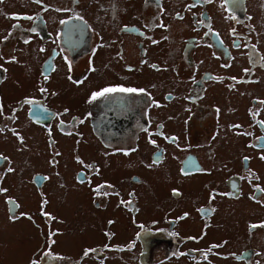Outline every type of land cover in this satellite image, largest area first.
Returning a JSON list of instances; mask_svg holds the SVG:
<instances>
[{"label": "flooded vegetation", "instance_id": "flooded-vegetation-1", "mask_svg": "<svg viewBox=\"0 0 264 264\" xmlns=\"http://www.w3.org/2000/svg\"><path fill=\"white\" fill-rule=\"evenodd\" d=\"M118 87L138 91L92 99ZM0 106V143L70 140V191L93 211L88 225L102 223V239L59 250L66 218L25 208L8 179L27 164L0 148V208L41 237L28 261L264 264V0H0ZM140 139L155 144L152 165H165L168 200L159 181H131L141 173L122 176L126 161L112 157L128 160ZM91 140L109 162L81 150ZM38 174L44 210L48 177ZM144 187L156 209L129 197Z\"/></svg>", "mask_w": 264, "mask_h": 264}, {"label": "rangeland", "instance_id": "rangeland-1", "mask_svg": "<svg viewBox=\"0 0 264 264\" xmlns=\"http://www.w3.org/2000/svg\"><path fill=\"white\" fill-rule=\"evenodd\" d=\"M158 107L159 111H155V113L161 118L163 117L164 108L160 106ZM33 131H39V129L33 128ZM56 133L57 132H55V134ZM44 135L41 138L29 137L27 140V150H24L21 143H19L18 140L14 138L7 139L3 143H0V148L5 147L9 149L12 163L19 161V163L22 165L27 164V168L23 171L9 172L11 177L8 179L10 186L16 187L15 189L11 188V193L13 194L15 191L16 194L20 196L22 202L24 200L26 209H34V211L39 213L41 216H63L66 218L67 223L63 225V228L67 226V230L64 234L57 236L59 240L57 247L59 250L71 252L69 248V242L74 239L76 242L75 248L72 250V252L78 254V251L82 245L94 243L98 240V238L102 239L100 237V228L102 227V223L100 221L91 220L92 222H95V225H88L90 218L94 216L93 211L89 210L87 206L83 208L85 212H82V210L78 209L79 204L75 199L76 194L70 191L69 185L72 183V176L71 173H69V170L74 166V163L71 160L72 154L69 150L70 140L58 134L54 140V143H50L48 139L51 134H48L45 138ZM67 146L69 148H67ZM154 148L155 144L151 140L140 139L138 141L136 150L126 156L128 160L124 157H112L117 160V162L126 161L128 168L125 166L123 167L122 176L131 174L133 172L141 173L127 176V178L130 177L131 181L136 180L137 178L141 179L142 181H144L145 178L148 183L159 181L157 188L162 187L164 190L163 194L160 193V195L162 196L163 200H168V189L172 183L161 182L165 180V165H162V163L152 165V151ZM83 149H90L87 151L88 156L97 153V156L99 157V154H102L103 156L100 158L101 161H110L109 158H106L103 152H93V150L99 149V144L95 140H91L90 144L84 143L81 150ZM150 154L151 160L148 161L147 158ZM91 158L96 157L91 156ZM160 161L161 159H159L158 162ZM80 162H83V160H81V156H76L75 164L78 166L76 169L79 168ZM133 164H137L136 169L131 168ZM120 169L121 167L119 170ZM110 172L112 171L109 170V173ZM38 173L48 177L46 182L47 188L42 194V201H48L44 210L37 207L38 197L36 196L37 194L33 189L35 187L33 182L34 176L37 180H39V183L42 181V176ZM145 187L143 189L144 195L139 194L135 190L129 191L128 195L132 199L141 197L146 198L149 200V202H154L151 206L156 209L155 204L159 200L158 195L148 192V188ZM78 191L80 193L79 196L83 197L84 199L85 196H89L86 188L77 189V192ZM130 202L132 203L134 200ZM150 211L151 209L147 208L146 212L148 213ZM82 213L84 215H82ZM121 215H123V212H121ZM70 219H73L71 224H69ZM123 221H127V219L123 218ZM73 225L77 226L74 231L71 230ZM85 225H88L87 229L82 230ZM22 228L28 229L29 233L23 236ZM81 231L85 234L91 233V236L83 237V233ZM40 240L41 237L39 233L34 227L31 229L29 224H21V226H19V223H7L5 211L4 209L0 208V264H21L22 262L23 264H34V262L28 261V259L30 255H32V252L36 246H38L40 243ZM48 246L49 245H46V247ZM38 263H41L39 259ZM42 264L50 263L44 262ZM57 264H66V261L57 260Z\"/></svg>", "mask_w": 264, "mask_h": 264}, {"label": "snow or ice", "instance_id": "snow-or-ice-1", "mask_svg": "<svg viewBox=\"0 0 264 264\" xmlns=\"http://www.w3.org/2000/svg\"><path fill=\"white\" fill-rule=\"evenodd\" d=\"M138 90L135 88H124V87H118V88H105L100 92L97 93H93L92 99H96L98 97L104 96L108 93H112V92H127V93H133V92H137ZM143 91V90H140ZM0 110H2V106H0ZM9 171H11V169H9ZM174 194H178L174 191ZM11 202V201H10ZM255 227V225L253 226Z\"/></svg>", "mask_w": 264, "mask_h": 264}, {"label": "water", "instance_id": "water-1", "mask_svg": "<svg viewBox=\"0 0 264 264\" xmlns=\"http://www.w3.org/2000/svg\"><path fill=\"white\" fill-rule=\"evenodd\" d=\"M37 181H39V180H37ZM10 203H11L12 208L17 210L18 204L14 200H11ZM13 212H15V211H13Z\"/></svg>", "mask_w": 264, "mask_h": 264}]
</instances>
